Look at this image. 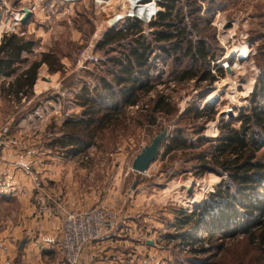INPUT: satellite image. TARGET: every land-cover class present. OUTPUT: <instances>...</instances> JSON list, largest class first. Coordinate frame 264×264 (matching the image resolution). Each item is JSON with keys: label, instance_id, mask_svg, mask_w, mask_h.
Masks as SVG:
<instances>
[{"label": "rangeland", "instance_id": "374dc122", "mask_svg": "<svg viewBox=\"0 0 264 264\" xmlns=\"http://www.w3.org/2000/svg\"><path fill=\"white\" fill-rule=\"evenodd\" d=\"M132 1L101 0L106 5L98 7L96 0H53V7L62 10L53 19L49 15L47 19L45 12L40 11L38 17L23 25L19 20L21 7L14 6L20 5V0L9 1L7 7L0 0V39L6 31L25 33L37 42L34 52L28 53L30 61L40 58L42 51H52L62 64L53 71L43 63L33 92L21 99L5 95L0 80V210L16 219L28 218L25 210L35 199L58 211L68 186H84L86 199L92 203L79 210L103 206L115 212L116 220L118 213L123 214L125 206L134 202L131 218L141 221V234L152 240L147 241L144 264H264V212L249 219L252 225L248 229L245 208L238 204V191L232 188L227 192L226 185L218 186L223 178L230 180L228 174L200 169V156L210 158L218 142L212 138L225 129V124L239 128L240 112H249L252 106L264 110V0H175L176 30L184 26L186 30L184 36L175 37L172 42L156 39L153 30L163 27L148 25L157 10H165L159 1ZM143 6V12L151 13L147 14L149 17L137 10ZM64 12L72 14V24L61 15ZM116 16L118 26H123L128 16L144 22L146 39L152 44L149 72L154 87L144 93L138 107H124V117L99 131L93 145L75 152L77 146L67 144L63 137L65 120L81 116L87 108L82 98L84 86L96 94L101 77L112 79L113 72L119 69L113 59L128 52L118 42L97 47L98 40L112 26L111 18ZM31 22H35L32 30ZM43 29H47L45 35ZM36 30L48 40L41 43ZM177 41L182 48L174 50ZM188 42L196 45L194 57L185 53ZM243 43L248 52L242 65L234 64V68L220 72L217 60L223 62L229 52ZM202 46L208 50L205 58L200 52ZM206 70L217 75V79L200 80ZM184 71L198 74L183 79L180 76ZM160 94L170 97L174 107L171 114L154 113L152 100ZM196 108H204V113L197 115ZM153 115L158 117L156 124L146 119ZM165 127L169 135L180 130L187 145L168 153L162 146L145 172L133 170L137 153ZM253 160L264 162V146L255 151ZM54 165L62 166L63 176L55 183L49 179L53 175H47ZM16 168L21 170L18 176ZM70 172L77 178L71 183L67 179ZM18 184L26 189H19ZM189 185L193 186L192 192ZM215 190L219 195L212 197ZM94 192L100 201L92 200ZM256 194L264 198V188ZM232 203L237 212L225 227L226 220L218 215H231L228 205ZM203 209L213 211L216 217L196 228L198 216L187 218V214ZM75 211L65 212L61 230L66 215ZM138 257L141 258L137 256L133 264H139Z\"/></svg>", "mask_w": 264, "mask_h": 264}, {"label": "trees", "instance_id": "16d2710c", "mask_svg": "<svg viewBox=\"0 0 264 264\" xmlns=\"http://www.w3.org/2000/svg\"><path fill=\"white\" fill-rule=\"evenodd\" d=\"M159 4L165 10H157L155 18L148 23L152 28L163 27L153 30L156 39L172 42L175 37L184 36L185 26L182 30L177 31V25L173 20L175 0H160ZM116 22L104 32L102 38L97 42V47L104 48L118 42L120 45L124 44L128 52H124L121 58L113 59L119 65V69L113 72L112 79L101 77V86L95 87L96 94H91L89 86H84L82 98L85 99L84 105H87V108L81 116L65 120L63 137L68 140L67 144L77 146L75 152L93 145L99 131L107 124H115L124 117L122 116L124 107L137 104L143 100L144 93L150 92L154 87L149 72L152 44L146 39L144 22L138 17L129 16L123 26H118ZM124 40H127V43H123ZM181 42L177 41L173 49L182 48ZM36 43L34 38L25 33L6 31L2 34L0 39V80H2V91L5 95H14L21 99L32 93L43 63L49 65V70L60 69L62 65L60 58L52 51H42L40 58L30 61L28 53L34 52ZM195 48L196 45L188 42L185 53L194 57L197 53ZM163 49L169 51L165 46ZM200 52L203 58L208 55L205 46H202ZM27 62L29 64L22 68V65ZM219 69L220 72L224 71L222 68ZM197 74V72L184 71L180 77L185 79ZM200 77V80L214 81L217 79V75L212 74L209 70H206ZM5 79L9 80L4 81ZM253 93V97L256 98L257 90L255 89ZM152 103L154 113L166 111L171 114L174 109L171 106L170 97L164 94L158 95L152 100ZM204 110V108H196L195 112L200 116ZM263 112L261 106H252L249 108V112H240L237 119L241 121V126L235 128L229 123L225 124V129L212 138L218 142L210 158L205 154L200 156L201 170L210 169L219 174L225 172L228 174L230 180L226 181L223 178L218 186L226 185L227 192H230L232 188H235L236 192L238 191L240 195L238 204L245 208L244 216L247 220L250 218L253 220L256 213L264 212V198H258L256 194L258 189L264 188V162L253 160L255 151L264 146V139L261 138L264 134ZM146 119L150 124H156L158 117L155 115L146 116ZM177 132V134L168 135L163 142L162 146H165L166 153L187 145V140L180 136V130ZM215 195H219L218 190L211 193L212 197ZM228 206L232 210L231 215L227 216V213L218 215L226 220L225 227L229 225L230 217L235 216L237 212L233 203ZM184 213L187 214V211L184 210ZM196 215L198 216L194 222L196 228L209 221L210 217L214 219L216 217L213 211L203 209L199 213L195 210L188 213L187 218ZM250 223L251 220H249L248 229L252 225ZM263 223L264 219L261 224Z\"/></svg>", "mask_w": 264, "mask_h": 264}, {"label": "crops", "instance_id": "0c3cea01", "mask_svg": "<svg viewBox=\"0 0 264 264\" xmlns=\"http://www.w3.org/2000/svg\"><path fill=\"white\" fill-rule=\"evenodd\" d=\"M9 1L11 0H2L6 7ZM137 1L139 0H133L132 2L135 3ZM96 2L98 7H103L104 3H102L101 0H96ZM20 3V5H18L19 3H15L14 6L21 7L20 9L24 6L32 8L33 15L31 19L38 17L40 11V13L45 12L46 17L49 15L52 19L56 16L54 14L62 11L61 9H55L53 7V0H20ZM38 7H41V9ZM42 7H45V9ZM19 13V15H22V11ZM67 13L68 12H64V14L61 15L66 17L69 23L72 24L74 22L73 17H71L72 14ZM49 17H47V19ZM116 18L117 16L111 18L112 24L116 22ZM31 24H33V27H31L30 30L34 28L35 22H31ZM38 24L40 23L38 22ZM46 30L47 29L42 30L43 35L46 34ZM36 33L41 37V43L48 40V37L41 36V31L38 32V30H36ZM1 152L2 148H0V153ZM0 168H2L1 157ZM61 168V165L49 167L50 171L47 175H53V178L49 177V179L53 180L54 183L59 182V180L63 178L60 174ZM14 171L16 176L21 174V170L17 168L14 169ZM24 175L31 180L30 176L27 174ZM67 175V179H69L70 183L77 179L72 177L71 172ZM54 183L53 186L50 187L51 190L54 187ZM77 185H80V183L77 182ZM17 187L19 189H26L25 187L22 188L19 184ZM75 192H77V194H74ZM80 193H82V195H80ZM86 193L87 191L84 186L83 189L77 188L76 186L74 189H71V187L68 186L66 194L64 192L63 199H60L62 203L60 202L59 206L62 209L58 211H53L45 202L34 199L25 210V213L29 216L28 218H26V216L24 218L19 216V218L16 219L14 215H7L3 210H0V261L10 260V264H66L60 250L62 217L67 211H75L89 206L88 204L92 202L86 199ZM2 194L5 195V192L3 191ZM93 196V201L97 202L101 200V198L96 196L95 192ZM20 197L22 199L23 196ZM133 204L134 202H132V205L128 204L125 206L124 213H118V218L112 225L106 228L104 235L88 246L83 256L84 258L82 259L83 264H133L137 256H141V258L138 257L139 264H144V262L147 261L145 253L147 252L146 244L149 239L141 234V221H139L137 217H135V219L131 218L134 216V214L130 212V210L133 209ZM21 212L22 210L19 211V215H21ZM134 221H137L138 224ZM24 239L25 243L23 247L20 248V243Z\"/></svg>", "mask_w": 264, "mask_h": 264}, {"label": "built area", "instance_id": "2783aa9c", "mask_svg": "<svg viewBox=\"0 0 264 264\" xmlns=\"http://www.w3.org/2000/svg\"><path fill=\"white\" fill-rule=\"evenodd\" d=\"M217 67L228 69V66H223L221 59L217 60ZM139 103L130 106L138 107ZM115 218V212L103 206L68 213L63 222L60 239V250L66 264H81L88 246L103 236ZM0 264H10V260L0 261Z\"/></svg>", "mask_w": 264, "mask_h": 264}, {"label": "water", "instance_id": "95a60500", "mask_svg": "<svg viewBox=\"0 0 264 264\" xmlns=\"http://www.w3.org/2000/svg\"><path fill=\"white\" fill-rule=\"evenodd\" d=\"M160 1V0H156ZM22 16L20 18V23L25 25L29 22L33 15V10L29 6L22 7ZM230 68H228L229 70ZM169 135V129L168 127H165L162 131H160L158 134L154 135L151 142L146 144L139 153L135 156V158L132 161V169L138 172H145L150 164L157 158L158 154L160 153L161 147L163 142L167 139ZM188 190L190 192L193 191V186L188 187ZM148 242L152 243V240H149ZM25 243V239L21 241L20 248L23 247Z\"/></svg>", "mask_w": 264, "mask_h": 264}, {"label": "bare ground", "instance_id": "6f19581e", "mask_svg": "<svg viewBox=\"0 0 264 264\" xmlns=\"http://www.w3.org/2000/svg\"><path fill=\"white\" fill-rule=\"evenodd\" d=\"M144 8H145V6H143L141 8H138L137 10L140 11V14H142V15L143 14L145 16L147 14L150 15L151 13L149 11H147V13L143 12V10H145ZM247 50H248V48H247V44L246 43L238 45V48L233 49L231 52H229L227 54L226 58L223 60V62L225 63V64H223V66L224 65L228 66V67L231 66V68H234V64L242 65V61L241 60H243L245 58V56H246L245 54L248 52ZM189 186H191V185H189ZM189 186H187V187H189Z\"/></svg>", "mask_w": 264, "mask_h": 264}]
</instances>
